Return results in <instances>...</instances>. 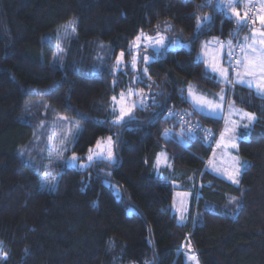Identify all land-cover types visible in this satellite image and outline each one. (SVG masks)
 <instances>
[{"label": "trees", "instance_id": "1", "mask_svg": "<svg viewBox=\"0 0 264 264\" xmlns=\"http://www.w3.org/2000/svg\"><path fill=\"white\" fill-rule=\"evenodd\" d=\"M210 2L0 0V264H185L180 253L188 237L201 264H264V98L239 84L228 89L198 56L215 37L239 50L233 58L240 59L238 45L258 19L243 23L247 0L236 2L239 22ZM205 14L213 22L193 42ZM72 19L75 27L66 24ZM71 27L73 39L54 62L57 38ZM166 28L190 48L151 53L148 74L139 67L143 83H133L130 63L114 74L118 53L131 60L130 45L140 33ZM134 85L147 94L148 106L135 107L127 125H114L112 97ZM224 86L228 103L255 116L238 142L249 166L235 217L222 211L239 188L204 171L224 123L197 111L187 97L190 89L214 95ZM39 103L81 126L73 148L80 161L111 136L116 163L64 168L55 190L45 191L42 168L24 151L34 136L27 107ZM162 152L174 179L201 184L193 227L172 214L171 178L155 168ZM104 180L119 187L122 200Z\"/></svg>", "mask_w": 264, "mask_h": 264}, {"label": "rangeland", "instance_id": "2", "mask_svg": "<svg viewBox=\"0 0 264 264\" xmlns=\"http://www.w3.org/2000/svg\"><path fill=\"white\" fill-rule=\"evenodd\" d=\"M210 3H213L214 1V6L216 8L217 3L220 5L224 6L223 9L216 8L218 10H223L225 11L227 17L235 19V15L233 14V9L231 7H227L230 3L236 6V2H242L243 0H210ZM238 11V9H236ZM256 11H257V5H256ZM257 15V12H256ZM211 16V14H205L204 17ZM244 17V16H243ZM237 18V17H236ZM200 20H202L200 18ZM74 24V27L76 26V19H72L68 21L66 24ZM73 30V27H71ZM62 31V30H61ZM73 31H62L58 38H57V48L56 52L54 55V62L56 60H60L61 57L64 54V51L66 50V47L69 43L70 40L73 39ZM159 33V36L157 35ZM147 34V33H145ZM141 33L138 35L140 36ZM148 36H151L155 39H163L164 43L162 45L160 44H153L151 46L150 42L148 40H142L140 42V48L137 49L133 42L136 40V38L132 41L130 45V57L131 60L126 61L125 60V55L123 57L124 60V65H122V69L125 67L127 63H130L131 69H132V60L133 57L136 56L138 57V61L136 64V69L132 71L134 74L132 75V81L134 82V77L136 76V73L139 71V67H141L142 64V69L144 72V68L149 64H145L143 57L145 55H148L152 57L150 62L154 59L152 52V47H157L159 48V52L155 54H159L162 52L165 48L167 50H178L182 48V45H188V48H190V44L182 42L180 39L177 37H172L171 33L169 31V28L164 29L163 31H158L154 34H147ZM215 37H212L214 39ZM210 42V41H209ZM208 42V43H209ZM245 43V42H244ZM243 43V45H244ZM206 45V42H204ZM63 49V51H61ZM257 49H264V44L260 43V46L257 47ZM258 55L259 53L255 51ZM122 52L118 53L116 60H115V65L117 58L120 57ZM200 54V53H199ZM211 52H208V57H206V54H203V59L210 62L212 61V56L215 54L214 49L212 50V56L210 55ZM258 57L254 53L249 56V59ZM215 58L213 57V61ZM250 61V60H249ZM58 62V61H57ZM114 65V67H115ZM259 73V71H257ZM252 86L255 88V91L258 92L256 88V80L253 81ZM133 89L137 93H141L144 96L148 97L147 94H144V92L140 89L134 86L129 87ZM126 92H123L125 94V99L121 100V94L116 96L117 101L120 103L118 104L117 110L115 114L113 113L112 106H111V114H112V122L113 120L120 115V108L123 107L125 110L131 109L129 116L133 117L134 116V109L132 107L133 101L139 100V96H129L128 95V90ZM194 91L191 89V92ZM222 91H225L227 93V90L224 87L220 89L217 93L214 95H210L208 93L202 92H192V95H189L188 91V99L193 102V105L196 109H202L200 110L201 113H204L206 115H209V108L212 102L215 103H220V95ZM206 94V95H205ZM197 101L199 103H197ZM147 102V100L145 101ZM113 104V101H112ZM47 105V104H46ZM46 105L43 104H37V105H32L30 104L27 109H28V114L29 118L28 121L31 122V125L34 130V136L31 139L30 144L25 148V154L28 157L29 155L34 158V163L37 164L42 168V173L41 176L44 177L45 179H41L42 183L41 186L43 189L47 192H53L56 188V185L58 183L60 173L64 168H70V167H62L61 166V161L67 159L70 160L75 153L73 152L74 144L76 139L78 138L80 132H81V126L75 122L72 118L66 117L63 114H57L53 111H50ZM233 109L237 112H240L238 108L234 107L232 103H228V99L226 98L223 101L222 107L217 109L216 115L213 117L217 118H224L225 124L223 126L222 131L220 132L219 136L217 137L215 147L213 148V151L209 155L208 159L206 160L205 166H204V171L210 172L214 174L215 176L227 181L231 185L239 188L240 193L238 195L230 196L228 202H227V207L223 209L222 212L228 213L229 216L235 217L237 214V211L240 207L241 200H242V193H243V187L241 186V177L243 172L248 168L249 162L248 160L242 158L239 155L238 152V142L240 141L239 137V126L234 122V112ZM129 116L124 117L125 120H129ZM210 116V115H209ZM63 117V119H61ZM247 120L244 121V124H247ZM240 128H245V127H240ZM222 134H223V139H222ZM108 137L106 136L100 140V148L97 147V143L91 147L90 149L92 150L91 153L88 152L86 153L84 160L76 163L75 167L71 168H77L79 170H85L87 168L82 169L81 164H87V157L89 155H93L94 157L97 154H102L105 157L107 156V141ZM229 137H234V140H229ZM97 141V142H98ZM235 143V147L232 146V144ZM65 147H67L66 152H61L60 155H57V150H62ZM101 148L105 149L103 153H101ZM113 152L115 156V163L117 161L116 159V153H115V146L113 144ZM76 156V155H75ZM77 157V156H76ZM239 161V164L242 165L240 168L239 175L236 177L238 180V183H232V180L229 179V175L233 174L235 172V167H236V161ZM104 162H107L108 164H115V163H109L107 159L101 160ZM31 163V162H30ZM93 164V163H92ZM156 172L160 177H163L165 175L169 176L171 178L170 181V188L172 189L173 192V200H172V205H171V211L172 214L175 215L177 222L179 224H186L190 223V225L193 227L195 224L198 223L200 220V205H199V198L201 197L200 193V183H195L193 178L190 177L185 180H181L179 178L174 179L172 177V164L169 161L168 155L165 152H162L159 154L158 159L155 164ZM47 173V176L45 175ZM45 180L48 182L46 183ZM103 183L112 188L113 193L117 196L118 200H122V195L119 187L116 184L110 183L107 180H104ZM124 203V201H123ZM127 208H130L135 211L134 207L130 206L129 204H126ZM183 217V219H181ZM191 219V221H189ZM195 219V220H194ZM191 250V251H190ZM180 253L181 258L183 259V262L185 264H201L197 253L195 252L189 237L185 240V243L183 244V248ZM189 255H194L195 260H189L188 256ZM5 255L3 252L0 250V261L3 260Z\"/></svg>", "mask_w": 264, "mask_h": 264}, {"label": "snow or ice", "instance_id": "3", "mask_svg": "<svg viewBox=\"0 0 264 264\" xmlns=\"http://www.w3.org/2000/svg\"><path fill=\"white\" fill-rule=\"evenodd\" d=\"M216 7L219 8V9H223L224 6H222L219 3H217ZM227 7H231L233 9V14L237 17V20L239 22L241 20V17H240V13L238 11H236V6L230 3L229 5H227ZM245 16H247V13H245ZM257 19H259L261 21L262 26H264V16H258ZM212 22H213V18L211 16L204 17L202 20L198 19L197 25H196V33H194V37H193V42L197 38L198 34L201 32V29L205 25H207L209 23H212ZM157 35L159 36V33H157ZM260 35L262 37H264V31H262L260 33ZM214 39H217V38H214ZM142 40H148L150 42L149 46H151L153 44L162 45L164 43L162 38L157 40V39H155V38H153L151 36H148L147 34L142 32L141 35L137 36L136 40L133 42L134 46L137 49L140 48V42ZM260 42L262 44H264V39H262ZM189 43H192V42H189ZM209 43H211V42H209ZM182 46L187 47L188 45H182ZM221 47H223V45ZM238 47H240L242 50L244 49L243 45H238ZM252 48H253V50H255V51H257L259 53L258 57L251 58L249 63H245V61L243 59L237 58L236 65L233 66L232 58L234 57L235 53L231 49V43H229V56H228V65L229 66H228V68L218 69L216 66H212V71L214 73L219 71V74L222 77L223 82H224L226 87L231 83V84H241V85L247 84L251 88L253 81L245 79V77H247V76L255 77L257 71H259L260 73H264V49H256L255 48V39L253 40ZM61 51H63V49H61ZM152 52L154 54L158 53L159 52V48L152 47ZM123 57H124V53L122 52L120 57L117 58L116 65L114 67V74L115 73H119L122 70V65H124ZM143 59H144L145 64L147 65L148 63H150V60L152 59V57H150L148 55H145L143 57ZM222 59H223V57H222ZM137 61H138V57L134 56L133 60H132V69L133 70L136 69ZM241 65H243V67H244L243 74H241V72L239 70ZM148 71H149L148 67H145L143 74L147 75ZM232 71H235V73H236L235 80L231 79V72ZM149 79H151V77H149ZM134 82L143 83V77H142V75L139 72L136 73V76L134 77ZM113 83H114V87H115L118 82L114 79ZM149 87H151V85H149ZM256 88L258 90V93L261 94L262 98H264V75H261L256 80ZM128 95L129 96H139V100L133 101V104H132L133 108H135V107H147L148 106L145 103V101L147 99H149V97H146V96H144L141 93H137L131 88H129V90H128ZM189 95L190 96L192 95L191 89L189 90ZM226 98H227V93L225 91H222V93L220 95V103L217 104L215 102H212L211 105H210L208 114L210 116L216 115L217 109L222 107L223 101ZM124 99H125V94L122 92L121 93V100H124ZM152 99H153V104H154L155 103V99L154 98H152ZM112 101H113L112 110H113V113L115 114V112L117 110V107H118V104L120 102L117 101V98L115 96L112 97ZM197 103H199V102L197 101ZM196 110L200 111L202 109H196ZM130 111H131V109L125 110V108L121 107L120 108V115L113 120V124L119 126V125H127L128 123H130L131 120L134 119V117H130L129 116ZM172 115H173L172 113H169L170 117ZM126 116H129V120H125L124 119V117H126ZM245 117L248 120V124H245L244 127H248L255 120V116L252 113L244 112L241 115V120H243ZM61 119H63V117H61ZM165 135H168V133H165ZM222 139H223V134H222ZM229 140L230 141L234 140V137H229ZM180 142L184 143L183 140L180 141ZM113 144H114V141H113L112 137L111 136L108 137L107 148H106L107 156L105 157L102 154H97L95 157L93 155H89L87 157L88 163L87 164H81V168L84 169V168L91 167L92 163L98 162V161H101V160H104V159H107V161L109 163H115V156H114V152H113ZM232 146L235 147L236 146L235 143H233ZM97 147L98 148L101 147L99 141L97 142ZM67 150H68L67 147H65L62 150H57V155H60L61 152H66ZM91 151L92 150L89 149L90 153H91ZM104 151H105V149L101 148V153H103ZM21 155H23V152H21ZM78 160H79V158L76 157L75 155H73L70 160L65 159V160L61 161L60 163H61L62 167H75L76 163L78 162ZM241 167H242V165H240L239 161L237 160L236 161L235 172L233 174L229 175V177H228L229 179L232 180V183H234V184L238 183V180H237L236 177L239 175ZM45 175L47 176V173ZM41 179L43 180L45 178L42 177ZM45 182L47 183L48 181L45 180ZM181 219H183V217H181ZM188 259L194 261L195 260V256L194 255H189Z\"/></svg>", "mask_w": 264, "mask_h": 264}, {"label": "crops", "instance_id": "4", "mask_svg": "<svg viewBox=\"0 0 264 264\" xmlns=\"http://www.w3.org/2000/svg\"><path fill=\"white\" fill-rule=\"evenodd\" d=\"M257 15L258 16H264V0H258V3H257ZM262 31H264V26H262L261 21L258 19L256 27L251 32V34L248 36V39L245 41V43L243 45L244 49L242 51V55H241L240 59H243L245 61V63H249V60H250L249 56L252 55V53H254L256 56H258V54L255 52V50H253L252 45H253V40L255 39V48L257 49V47L260 46V43H261L260 41L262 39H264V37H262L260 35V33ZM209 41L211 43H208ZM205 42H206V45L205 44L203 45V47H202V49L200 51V54L198 55L200 57V59L204 60L203 59V54L204 53L206 54V57H208V52H211L210 55L212 56V50L214 49V51H215V54L212 56V59H211L212 61L208 62V61L204 60V62L206 63L207 68L212 73H214L212 71V66H216L218 69L227 68L226 67V57H227V54H228V51H229V43H227V42H225L223 40H220L218 38L217 39H212V40L209 39V40H207ZM222 45H223V47H221ZM213 57L215 58L214 61H213ZM222 57H223V59H222ZM239 70H240L241 74H243V71H244L243 65L240 66ZM214 74L217 76V78L219 80H221L223 82V79L220 76L219 71L215 72ZM261 75H264V73H260L259 72V73H256L255 77L247 76V77H245V79L254 81V80H257ZM235 78H236V73L233 76L231 75V79L232 80H235ZM230 85H231V83L229 84L228 89H229ZM239 85H241V84H239ZM242 86L249 87L247 84H244ZM251 88L255 91V88L253 86H251ZM255 93L257 95L261 96V94H259L258 92L255 91ZM233 112H234V122L236 124H238V126H239V134L238 135L241 138L243 129H246V128L250 127L252 123L248 127L240 128V127H244V125H245L244 121L247 120L246 117L243 120H241V115L244 113V111L237 112V111H235L233 109ZM222 121L225 124L224 118H222ZM247 124H248V122H247Z\"/></svg>", "mask_w": 264, "mask_h": 264}, {"label": "built area", "instance_id": "5", "mask_svg": "<svg viewBox=\"0 0 264 264\" xmlns=\"http://www.w3.org/2000/svg\"><path fill=\"white\" fill-rule=\"evenodd\" d=\"M248 5L244 8V14H243V23L253 25L256 22V3L257 0H247ZM245 13H247V16H245ZM239 50H236L235 52H238ZM234 52V53H235ZM232 64L233 66L236 65V58H232ZM196 128H200L199 125H196Z\"/></svg>", "mask_w": 264, "mask_h": 264}, {"label": "bare ground", "instance_id": "6", "mask_svg": "<svg viewBox=\"0 0 264 264\" xmlns=\"http://www.w3.org/2000/svg\"><path fill=\"white\" fill-rule=\"evenodd\" d=\"M235 71H233V73H234Z\"/></svg>", "mask_w": 264, "mask_h": 264}]
</instances>
